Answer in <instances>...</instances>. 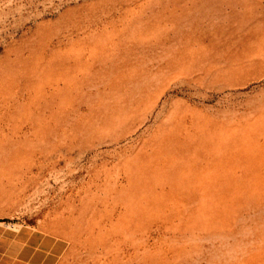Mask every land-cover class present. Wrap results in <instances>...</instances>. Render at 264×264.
<instances>
[{
	"label": "rangeland",
	"instance_id": "374dc122",
	"mask_svg": "<svg viewBox=\"0 0 264 264\" xmlns=\"http://www.w3.org/2000/svg\"><path fill=\"white\" fill-rule=\"evenodd\" d=\"M0 224L264 264V0H0Z\"/></svg>",
	"mask_w": 264,
	"mask_h": 264
},
{
	"label": "crops",
	"instance_id": "0c3cea01",
	"mask_svg": "<svg viewBox=\"0 0 264 264\" xmlns=\"http://www.w3.org/2000/svg\"><path fill=\"white\" fill-rule=\"evenodd\" d=\"M66 246L63 240L39 231H18L0 224V264H57Z\"/></svg>",
	"mask_w": 264,
	"mask_h": 264
}]
</instances>
